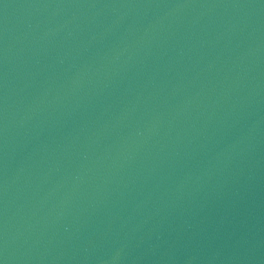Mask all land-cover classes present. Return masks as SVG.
<instances>
[{
    "label": "water",
    "instance_id": "95a60500",
    "mask_svg": "<svg viewBox=\"0 0 264 264\" xmlns=\"http://www.w3.org/2000/svg\"><path fill=\"white\" fill-rule=\"evenodd\" d=\"M0 264H264V0H0Z\"/></svg>",
    "mask_w": 264,
    "mask_h": 264
}]
</instances>
